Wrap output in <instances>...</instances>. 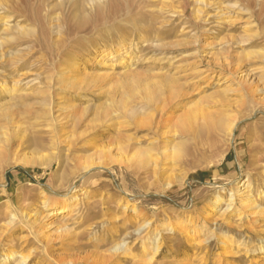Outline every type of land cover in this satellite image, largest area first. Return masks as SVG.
Returning a JSON list of instances; mask_svg holds the SVG:
<instances>
[{
    "label": "rangeland",
    "instance_id": "374dc122",
    "mask_svg": "<svg viewBox=\"0 0 264 264\" xmlns=\"http://www.w3.org/2000/svg\"><path fill=\"white\" fill-rule=\"evenodd\" d=\"M207 1L0 0V264H264V0Z\"/></svg>",
    "mask_w": 264,
    "mask_h": 264
},
{
    "label": "bare ground",
    "instance_id": "6f19581e",
    "mask_svg": "<svg viewBox=\"0 0 264 264\" xmlns=\"http://www.w3.org/2000/svg\"><path fill=\"white\" fill-rule=\"evenodd\" d=\"M194 1H195V3H197L200 6L193 10V14L196 15V18H200L201 19L203 17V14H204L203 8L209 6L211 2H209L207 0H194ZM4 9H5L4 6L2 4H0V11H1L0 12V24H2V26L3 25L5 26V28L3 29V31L5 33L8 30L12 29V27H11V25H9V21H10L11 18L9 16H7V15L6 16L3 15L4 14L3 13V10ZM239 11H241V10L239 9ZM252 26L253 25H251V23L250 24L248 23V24H246V26L244 28H245L246 31H248V30H250L252 28ZM2 44H3V41L0 40V46ZM125 49H126L125 48V45H120L116 49V53L119 54V55H122L123 54V51ZM1 55H2V53L0 54V56ZM100 55H101L100 63L103 66H106V68L108 69V71H112L114 69V67L116 66L115 56H113V54L111 52H102ZM75 64H76L75 62H73V63L71 62V66L70 67L73 69L76 66ZM255 71L256 70H245V72L243 74H241V75L238 76L239 81L252 83L253 80H254V78H252L253 77V72L255 73ZM15 82H17V81H15ZM18 84H20V83L17 82L12 87H10V88L7 87L8 88V93L10 95H12L13 98H16L17 95H18V93H17L18 91L16 92V90H18ZM175 88H176V86H175ZM178 90L179 89H177V91ZM14 93L16 95H14ZM179 97H181V95L172 93L171 96H169V97L167 96V97L163 98L161 101H158L156 103V108L158 109V111H161L162 112L164 109L169 108L170 105H171V103H172V101H174L175 99H177ZM128 112H129L130 115H134V114L137 113V110L134 107H130L128 109ZM162 117H163V115H162ZM191 117H192V112H188L187 115L185 116V118H187V119L188 118L190 119ZM171 118L173 119V117L171 116V112H166L165 118H164V120L162 118V120L164 122L170 123L169 120ZM180 119L181 120L179 121V124L181 126H184L185 125V119L184 118L183 119L180 118ZM236 124H237V119L235 117H233V118L228 119L227 121H225L223 123L222 127L225 129V131L229 135H231L232 132L234 131L235 127H236ZM173 136H175V137L179 136V130L178 129H175L173 131ZM171 142H172V140L162 141L161 142V144H160V151H161L162 155L163 154L164 155H167V154L169 155V153H171L172 151H175L177 149L174 144L173 145L171 144ZM155 143H156V140H154L153 142H151L150 143L151 146L150 147H147V149H143L141 146H134L132 152L129 153L126 157H123L122 158L120 156L118 158H121L122 159L120 162H126L128 164V163H131V162L135 161V162L138 163L139 166H142V165L144 166V164H147L149 162V158H152V155L149 152H152L153 150H155L153 148L155 146ZM99 154L101 155L102 152H99ZM100 155H99V157H100ZM79 159L80 158H78V156H76V161H79ZM81 159H82L81 164H82V169L83 170H86L88 168H91V166H95L96 164H100V162H98V163H91V164H84V163L87 162V158H81ZM245 182H246V184H245V187L244 188H246V190L242 194H239V191L240 190L238 189V186H235L233 189H231V192H232L230 194L231 199L228 200V203L223 208V211H222L223 214H226V213H228V212H230V211L233 210V209H231V206L233 205L234 200H235V198L237 196L239 197V201H240L239 203H240V206L242 208L243 207H248V206H251L252 205V200H251V195H250V189H249L250 182L248 181V179H246L241 185H244ZM242 190H244V189H242ZM44 197H45V201H43V207H45L47 210H52V209L56 208V205H55L56 202H51L46 195H44ZM72 198H73V196H72ZM69 199H71V197H68V198L62 197L61 203L58 206L59 207V210H60V213H64V212L66 213V212H69L70 211ZM220 200H221V196L218 195L216 197V199L214 200V202H212V203L213 204L214 203H218V201H220ZM126 208H127V205H124V210ZM132 211H133V213H136L137 212V209L135 207H132ZM45 216H43V218H45ZM63 228H65V226H63L61 222H57V228L56 229H60L61 230ZM140 228H145L144 230H145L146 233L149 232V230H148L149 227L145 223H141L139 225V227H138V230ZM222 242L224 244H226V241L225 240H223ZM119 245L120 244H118L117 247H119ZM154 250H156V249H154ZM8 257L9 256L6 255L4 258H7L8 259ZM26 258H27V256H21L20 260L17 261L15 264H22L23 262H25Z\"/></svg>",
    "mask_w": 264,
    "mask_h": 264
}]
</instances>
